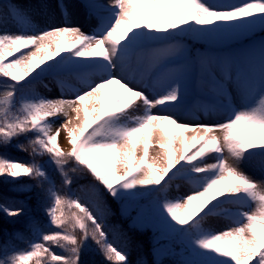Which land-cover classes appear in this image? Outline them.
I'll list each match as a JSON object with an SVG mask.
<instances>
[{"label":"snow or ice","instance_id":"obj_1","mask_svg":"<svg viewBox=\"0 0 264 264\" xmlns=\"http://www.w3.org/2000/svg\"><path fill=\"white\" fill-rule=\"evenodd\" d=\"M84 7L96 21L90 31L67 19L35 30L21 11L12 9L22 29L9 32L0 16L5 89L0 94V149L32 134L27 146L16 147L30 149L33 157L21 162L0 154V178L17 186L22 178L36 180L35 187L51 200L41 202L49 223L62 229L42 234L39 242L11 255L5 246L0 264H82L90 240L110 264H131L128 253L109 240L99 194L93 204L60 194L53 177L35 162L45 154L65 187L74 182L70 172L87 171L118 201L153 198L145 219L181 242L185 258L179 264H264V179L241 167L255 164L264 174V42L241 53H197L194 60L183 43L187 37L227 41L257 25L264 30V0H85ZM181 59L183 67H172ZM47 74L60 85L58 97L21 95L17 103L18 94ZM68 79L76 84H66ZM190 80L213 96L188 106ZM112 85L118 88L109 96L105 90ZM230 88L241 106L223 105ZM221 108L226 119L197 122ZM180 112L191 119H182ZM61 131L69 151L60 146ZM157 131L161 135L153 145ZM150 147L160 150L157 157H150ZM69 162L74 166L66 169ZM176 180L186 181L190 192L169 198ZM24 187L31 191V185ZM24 211L0 205L9 217ZM214 218L227 220V227L212 228Z\"/></svg>","mask_w":264,"mask_h":264},{"label":"trees","instance_id":"obj_2","mask_svg":"<svg viewBox=\"0 0 264 264\" xmlns=\"http://www.w3.org/2000/svg\"><path fill=\"white\" fill-rule=\"evenodd\" d=\"M7 1H0V9ZM261 36H264V32L254 34L246 43L258 40ZM183 40L191 47L193 56H196L205 47L213 50L216 48V45L213 44L208 47L201 45L191 37ZM33 94L42 96L39 92L38 81L31 89L17 95V103H19L21 95ZM31 135L29 134V137ZM29 137L21 136L18 140H14L12 146L0 149V154L7 155L13 160L31 162L33 160L29 154L31 150L24 151L16 147L17 144L27 146ZM48 161L49 157L46 154L35 157V162L43 165L53 177L55 187L60 194L78 196L82 203L88 204L95 203L99 194L103 223L109 233V240L118 249L128 253L131 264H179V261L185 258L184 249L178 239L166 236L151 218L145 219L149 215L153 198L142 197L134 201H118L111 197L87 171L70 172L74 182L65 187L62 185L60 175L55 172L54 166L50 165ZM73 166L74 163L69 162L65 167L68 169ZM36 183V180L22 178L21 185L17 186L0 178V195H3L10 203L24 201L27 208L24 214L19 217H9L0 212V252L4 253L5 246L8 248V253H13L17 249L27 250L30 243L40 241L42 234L62 231L56 227L55 231H49V227L54 225L49 223V217L41 202L47 205L51 203V200L46 199L43 191L35 187ZM24 185H31V191H28ZM46 187H48L47 184H45ZM0 205L5 204L1 202ZM77 235H80L79 230H77ZM52 250L58 254H67L57 246H52ZM81 261L82 264H110L91 240L88 242L87 250L82 252Z\"/></svg>","mask_w":264,"mask_h":264},{"label":"rangeland","instance_id":"obj_3","mask_svg":"<svg viewBox=\"0 0 264 264\" xmlns=\"http://www.w3.org/2000/svg\"><path fill=\"white\" fill-rule=\"evenodd\" d=\"M209 4H221V3H234V4H242L245 0H206ZM106 4V3H105ZM61 5L67 9V14L62 9ZM17 9L21 11L27 18L28 23L35 30H43L45 28L59 26L64 23L67 19L70 23L74 25H80L83 30L90 31L89 24L92 26L95 24V19L90 18L87 14L85 7L73 0H9L2 9H0V16H3L5 19V23L3 28L5 31L9 32H18L22 29V25L17 23L15 19L11 16V10ZM83 20H86V27L82 24ZM85 22V21H84ZM259 25L251 29L250 31L244 32L242 34L234 36L232 39L221 42H209L206 40H196L201 45L211 46V44L216 45L215 50L210 48H204L200 51V53H208V54H224V53H241L250 49H255L260 46L262 42H264V37L259 38V40L254 42L246 41L254 34H259L263 32ZM184 45L190 50V47L183 41ZM196 56L192 55L190 59L194 60ZM185 61L183 59L177 61L172 65L175 68L183 67ZM198 80V77H197ZM66 84L75 85L76 82L74 80L68 79L65 81ZM40 94L47 98H56L60 94V85L57 83V79L47 74L38 83ZM47 85V87H45ZM118 88L117 85H112L110 89H106L109 93V96L113 95ZM3 80H0V94L4 91ZM229 96L222 101L223 105L227 106L229 103L234 104L236 107L241 106L240 98L234 88L229 89ZM213 94L210 89L201 87L199 83H192L190 80L189 86V94L186 98L185 103L188 106H194L201 102H207L208 98H211ZM219 107V106H218ZM155 111V110H154ZM178 115H181L182 119L190 120L185 113L180 112ZM63 117L56 119V124L54 125V129L58 127L63 122ZM223 119H226V115L224 114V109L221 108L217 114H214L211 117L205 116L202 120H198L197 122L203 123H216L220 122ZM168 130L171 131L172 126H167ZM186 135H191V133H186ZM60 146L65 150H70V145L68 140L66 139V133L61 131V135L59 137ZM155 143V142H154ZM155 145V144H154ZM178 148L181 146L178 144ZM160 150L157 147H150L149 153L151 158H155L159 155ZM140 154H142V148L140 150ZM227 155V154H226ZM209 162H214V160H210ZM243 169L248 172L250 175L254 176L256 179H264V174L261 173L259 168L255 165H242ZM121 174H123V170H121ZM190 192V185L187 184L186 181L176 180L173 182L172 186L169 189L168 196L169 198H174L177 196H183ZM4 203L7 206L17 207L22 206L26 211V204L24 201H15L10 203L3 195H0V203ZM24 211V212H25ZM228 222L223 218H214L210 221V226L215 230H221L227 227ZM55 231V226L49 227V231ZM15 251H22L21 249H17ZM9 255L13 253H8ZM4 253L0 252V258H3Z\"/></svg>","mask_w":264,"mask_h":264},{"label":"bare ground","instance_id":"obj_4","mask_svg":"<svg viewBox=\"0 0 264 264\" xmlns=\"http://www.w3.org/2000/svg\"><path fill=\"white\" fill-rule=\"evenodd\" d=\"M73 1H76V2H78V3H80V4H82L83 6H84V2H85V0H73ZM102 2L103 3H108V0H102ZM85 21V22H84ZM83 24V26L84 27H86V20H83V22H82ZM89 27L91 28L92 27V25L91 24H89ZM161 134L157 131L156 133H155V136H154V138L152 139V144L154 145V144H157L158 143V138H159V136H160ZM155 142V143H154Z\"/></svg>","mask_w":264,"mask_h":264}]
</instances>
